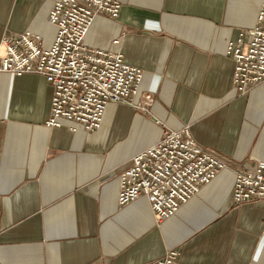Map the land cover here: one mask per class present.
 Segmentation results:
<instances>
[{
  "label": "crops",
  "instance_id": "0c3cea01",
  "mask_svg": "<svg viewBox=\"0 0 264 264\" xmlns=\"http://www.w3.org/2000/svg\"><path fill=\"white\" fill-rule=\"evenodd\" d=\"M55 1L0 0V38L31 30L50 43ZM117 1L119 16L98 15L85 43L121 51L143 78L97 130L48 126V80L0 73V264H148L169 249L174 264H264V199L232 200L235 170L264 162V81L238 92L227 54L262 0ZM187 125L228 167L161 222L146 197L121 205L120 171L163 126Z\"/></svg>",
  "mask_w": 264,
  "mask_h": 264
},
{
  "label": "built area",
  "instance_id": "2783aa9c",
  "mask_svg": "<svg viewBox=\"0 0 264 264\" xmlns=\"http://www.w3.org/2000/svg\"><path fill=\"white\" fill-rule=\"evenodd\" d=\"M120 9L117 0H56L48 17L56 28L50 43L31 30L5 31L1 36L0 73L40 74L52 85L48 126L72 121L95 131L109 103L133 104L142 82V69L128 63L121 51L92 48L85 43L98 15L116 18ZM227 54L235 62L233 82L238 92L247 94L264 81V0L256 25L230 41ZM163 127L162 138L135 154L118 175L119 203L125 205L146 197L158 222L176 213L228 167L196 141L188 125L180 129ZM258 199H264V162L238 167L233 204ZM179 255L177 249H169L148 264H174Z\"/></svg>",
  "mask_w": 264,
  "mask_h": 264
}]
</instances>
